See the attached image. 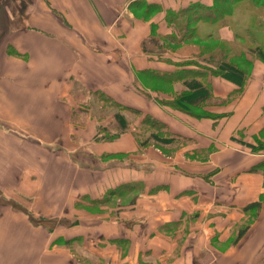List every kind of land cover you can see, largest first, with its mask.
Wrapping results in <instances>:
<instances>
[{
	"label": "crops",
	"instance_id": "obj_1",
	"mask_svg": "<svg viewBox=\"0 0 264 264\" xmlns=\"http://www.w3.org/2000/svg\"><path fill=\"white\" fill-rule=\"evenodd\" d=\"M194 4L215 0H27L12 18L0 46V264H264V59L249 51L238 64L241 89L204 60L143 49ZM142 6L146 17L132 11ZM218 34L239 39L231 24ZM179 70L205 75L194 113L208 115L170 107L175 94L143 80ZM108 106L128 128L111 130ZM147 115L178 138H142Z\"/></svg>",
	"mask_w": 264,
	"mask_h": 264
},
{
	"label": "rangeland",
	"instance_id": "obj_2",
	"mask_svg": "<svg viewBox=\"0 0 264 264\" xmlns=\"http://www.w3.org/2000/svg\"><path fill=\"white\" fill-rule=\"evenodd\" d=\"M25 2H27V0H13V4L10 8L11 23L13 22L12 18L15 16V14H18V11L22 8V5ZM227 5L228 12L224 14L223 19H195L192 13L189 14V17L187 14H185L176 18V21L178 22L177 29L179 30L180 27L184 29L182 32V37H180L178 34L175 36L177 40L182 41L179 43H173L164 37H161V40H163L165 44H170L172 51L178 52L185 57H194L191 61H198V58L202 60L204 57H218L220 56L219 54L222 53L224 56H226V58H228L229 61L233 62L234 64L241 65L243 57L239 55L238 51L243 52L242 54L245 56L249 51L257 46V41H255L253 37L254 35H259V31L263 29L264 0H229ZM132 11L140 17H146V15H148L146 14L147 9L143 6L139 9H133ZM236 17L241 19V26H236L234 24ZM226 24H231L232 29L235 30V32L238 30L237 37H239V39L236 43H229L225 39L220 38L218 34L219 27ZM149 45L153 46V44ZM262 45L264 46L263 43ZM161 53H159V56H161ZM191 78H194V76L191 75ZM195 78L201 83L202 86H205L203 77L195 76ZM143 80L150 87L162 89L166 92H172L175 95L179 94L185 89H181L180 91L174 90L170 84L171 81H169L170 83H166L165 80L159 79L157 80L158 82H153L144 77ZM101 109L103 112L99 113H102L103 115L107 114L106 116H109L108 125H110L111 130L115 131L117 128H119L117 131H120L124 127L128 128L126 124L114 117L116 109L113 106L103 107ZM190 109L194 112L199 111V108L194 106H190ZM143 131L144 132H141L142 138L146 136L148 137L149 133L147 129L146 131ZM116 134H118V132H111V134L108 136L112 138L113 135ZM151 142H155L158 147L163 145L161 141L153 140Z\"/></svg>",
	"mask_w": 264,
	"mask_h": 264
},
{
	"label": "trees",
	"instance_id": "obj_3",
	"mask_svg": "<svg viewBox=\"0 0 264 264\" xmlns=\"http://www.w3.org/2000/svg\"><path fill=\"white\" fill-rule=\"evenodd\" d=\"M229 0H215V6L211 7V8H205L203 6H201V4H194L193 6H191L189 9L177 12V13H173V12H169V21L171 23V25L173 26V33L171 35L168 36H155L152 35L151 37H149V39L145 40L143 42V49L146 52H150V51H155V52H163L166 51L167 49H172L170 44H165V42H163V40H161V37L167 38L169 39V41L173 42V43H179L182 40H177L175 35H179L180 37H182V32L183 29L182 27H180V29H177V21L176 18L183 16L185 14L188 15L192 13L195 19L198 18H205V19H223L224 14H226L228 12V5L227 2ZM201 11V12H199ZM240 18L238 17V20H235L234 24L236 26H241V22H240ZM263 29H264V25H263ZM238 32V30H237ZM261 31H259V35L257 34L254 35L253 39L255 41H257V46L255 48H253L251 51L252 52H256L261 58L264 59V46L262 45L261 42ZM239 34V33H238ZM241 35V34H240ZM157 38V39H156ZM149 44H153V46H150ZM262 45V46H261ZM234 46V45H232ZM164 48V49H163ZM239 55H241L244 59H246V56H248L247 54L244 56V54H242L243 52L238 51ZM220 56L218 57H204L202 58V60H204L207 63H210L212 65L215 66V68H212V72L217 74V75H221L235 83H237L241 89L245 84V81L247 79V73L245 70H243L242 68L239 67V65L234 64L233 62L229 61L228 58H226V56H224L222 53L219 54ZM247 61L249 62L250 59L247 58ZM167 75V76H166ZM191 75L194 76V78H191ZM163 80L165 81H171V80H177V79H181L184 80V83L187 85V87L181 91L179 94H176L175 97L173 98V100L171 101H165L164 103L169 105L170 107L176 109V110H180L186 113H190L193 115H200V116H206L208 115L207 113H194V111H192L190 109V106H194V107H200L201 102L204 101V99L207 97L208 95V84L205 83V86H202L201 83L196 80L195 76L198 77H204L205 75L201 72V73H197V71H187V70H179L177 72H175L174 74H166V73H162L161 74ZM171 77L169 79H167L166 77ZM203 88H202V87ZM241 89H239V91H241ZM238 92V91H237ZM199 104V105H198ZM133 110V109H132ZM118 118L121 121L123 118V116L121 114H118ZM126 124V123H125ZM141 124L145 127V129L150 130L151 131V137L155 138L158 141L161 142H169L172 140H175L176 136H172L169 131L167 130L165 124L163 122H161L160 120L147 115L143 118ZM127 125V124H126ZM112 137V136H111ZM113 137H115V135H113Z\"/></svg>",
	"mask_w": 264,
	"mask_h": 264
},
{
	"label": "water",
	"instance_id": "obj_4",
	"mask_svg": "<svg viewBox=\"0 0 264 264\" xmlns=\"http://www.w3.org/2000/svg\"><path fill=\"white\" fill-rule=\"evenodd\" d=\"M12 4L13 0H0V46L10 29Z\"/></svg>",
	"mask_w": 264,
	"mask_h": 264
}]
</instances>
